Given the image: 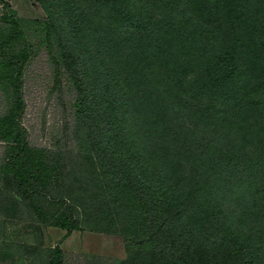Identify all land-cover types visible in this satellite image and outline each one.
Masks as SVG:
<instances>
[{"label": "trees", "instance_id": "obj_1", "mask_svg": "<svg viewBox=\"0 0 264 264\" xmlns=\"http://www.w3.org/2000/svg\"><path fill=\"white\" fill-rule=\"evenodd\" d=\"M35 1L46 19L0 13V201L122 233L121 264H264V0ZM40 61L47 143L23 120Z\"/></svg>", "mask_w": 264, "mask_h": 264}, {"label": "rangeland", "instance_id": "obj_2", "mask_svg": "<svg viewBox=\"0 0 264 264\" xmlns=\"http://www.w3.org/2000/svg\"><path fill=\"white\" fill-rule=\"evenodd\" d=\"M4 10L23 17L47 18L45 10L35 0H0V13ZM53 80L42 61L29 67L25 87L27 109L23 120L32 137L41 143L52 140L54 130L61 126L64 116L59 96L52 89ZM1 155L0 148V158ZM38 200L50 210H57L59 205L52 204L43 197ZM60 204L62 208L59 210L65 209L73 215L83 213V206L72 199L65 198ZM53 220L54 218L47 222L40 221L33 215L0 201V264H46V250L55 242V228L60 227L53 224ZM91 226L83 221L81 223V229L94 230L97 234L96 251L85 250L74 254L68 252V264H121L127 255V237L120 232L102 231Z\"/></svg>", "mask_w": 264, "mask_h": 264}, {"label": "crops", "instance_id": "obj_3", "mask_svg": "<svg viewBox=\"0 0 264 264\" xmlns=\"http://www.w3.org/2000/svg\"><path fill=\"white\" fill-rule=\"evenodd\" d=\"M55 239L53 245L49 247H54L56 245L60 246L64 251V264H68L66 254L70 253H80L85 250H95L97 234L94 230L89 229H73L68 232L66 228L56 227L55 228Z\"/></svg>", "mask_w": 264, "mask_h": 264}]
</instances>
